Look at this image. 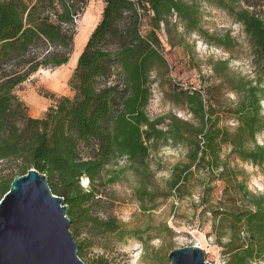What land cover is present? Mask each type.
Here are the masks:
<instances>
[{"label":"trees","instance_id":"16d2710c","mask_svg":"<svg viewBox=\"0 0 264 264\" xmlns=\"http://www.w3.org/2000/svg\"><path fill=\"white\" fill-rule=\"evenodd\" d=\"M198 1L226 11L242 27L254 76L216 60L211 71L217 84L203 82L171 94L173 105L194 121L172 112L150 117L146 107L153 73L168 71L159 33L170 34L172 17L186 33L195 32L209 44L227 50L234 45L228 32L211 34L200 26ZM87 2L0 0V160L17 162L15 175L0 176V198L16 176L34 168L45 174L52 193L63 197L73 237L81 221L89 225V235L115 233L121 227L114 219L101 220L88 207L101 193L96 185L119 181L127 168L136 179L133 194L143 212L168 199L191 197L196 187L198 215L210 216V234L223 247L224 264H264V194L251 191L244 170L230 163L264 162V144L256 142L264 130V0H102L100 20L68 80L72 97L59 96L42 117H31L15 89L40 67L68 62ZM149 14L151 28L142 34ZM221 89L235 99L222 100ZM225 114L233 128L219 126ZM163 146L183 147L185 154L168 178L157 182L148 160ZM83 177L90 182L87 189L80 185ZM216 182L223 188L215 200ZM80 251L78 245L79 257Z\"/></svg>","mask_w":264,"mask_h":264},{"label":"rangeland","instance_id":"374dc122","mask_svg":"<svg viewBox=\"0 0 264 264\" xmlns=\"http://www.w3.org/2000/svg\"><path fill=\"white\" fill-rule=\"evenodd\" d=\"M94 7L95 17L98 16L94 25L100 20L102 0H88L77 21L75 36L84 26L87 12ZM198 9L200 26L211 34L224 35L228 32L234 45L227 50L209 44L195 32L186 33L178 18L172 17L169 22L170 34L164 29L159 33L168 71L161 69L158 74L153 73L151 97L146 107L150 117L172 112L180 119L194 121L186 110L173 105L171 94L180 88H199L203 82L217 84L219 79L211 71V62L216 60H227L231 70L248 77L254 76L250 48L242 27L226 11L216 6L198 1ZM150 16L151 14L145 15L142 20V34L151 28ZM75 36L72 53L65 65L40 67L15 89V94L24 102L31 117L42 116L59 96L72 97L73 92L68 86V80L75 64L68 63L78 49ZM171 42L176 45L171 46ZM58 68H64L63 78L57 83L54 80V83L49 84V75ZM200 75L204 77L201 78ZM262 85L264 87V80ZM219 93L221 99L226 102L235 99L234 94L227 89H221ZM260 106L264 113V95ZM219 126L233 128L235 123L225 114L220 117ZM256 142L264 144V130L257 135ZM225 152L227 149H224L222 156ZM184 154L185 148L173 146H163L152 152L148 162L155 180H166L172 165L183 160ZM230 163L237 164L244 170L246 183L251 191L264 194V162L251 164L236 159L230 160ZM16 164L17 162L12 160H0V176L10 173L15 175ZM119 164L123 166L124 160H120ZM120 173L119 181L104 187L96 185L101 193L89 203L88 213L101 220L114 219L121 230L115 233H99L94 230L89 235V225L83 221L76 224L74 239L80 246V258L84 264H169L167 255L170 251L189 245L200 246L205 252L206 261L212 264L225 263L223 247L215 236L210 234V216L198 215L199 189L194 187L191 197L168 199L158 204L155 209L143 212L133 194L135 177L127 168H122ZM80 185L87 189L90 182L83 177L80 179ZM215 186L213 199L216 200L220 197L223 184L216 182ZM225 240L223 238L222 242Z\"/></svg>","mask_w":264,"mask_h":264},{"label":"water","instance_id":"95a60500","mask_svg":"<svg viewBox=\"0 0 264 264\" xmlns=\"http://www.w3.org/2000/svg\"><path fill=\"white\" fill-rule=\"evenodd\" d=\"M67 205L45 174L30 168L0 198V264H84L69 229ZM198 245L176 248L169 264H212Z\"/></svg>","mask_w":264,"mask_h":264},{"label":"bare ground","instance_id":"6f19581e","mask_svg":"<svg viewBox=\"0 0 264 264\" xmlns=\"http://www.w3.org/2000/svg\"><path fill=\"white\" fill-rule=\"evenodd\" d=\"M93 6H94V4H93ZM95 12H96L95 7L92 10H89L87 12V14L85 16L84 26L81 28V30L79 29L80 33L75 36V40L77 43L76 45H77L78 49L74 53L70 63H68V64H72V63L76 64L77 58H78L79 54L81 53V51L85 45V42L87 41L88 34L91 32L92 27L95 26L94 25L95 21H97L96 19L98 16L95 17ZM63 69L64 68H58L52 73V75L51 74L49 75V77L51 78V81L49 84H51V82L54 83V80H55V83H57L63 78V73H64ZM54 85H56V84H54Z\"/></svg>","mask_w":264,"mask_h":264},{"label":"crops","instance_id":"0c3cea01","mask_svg":"<svg viewBox=\"0 0 264 264\" xmlns=\"http://www.w3.org/2000/svg\"><path fill=\"white\" fill-rule=\"evenodd\" d=\"M63 65H65V64H63ZM63 65H60V66H63ZM75 66H76V64H75L74 66H72V67H73V70H74ZM72 72H73V71H72ZM70 76H71V75H70ZM69 78H70V77H69ZM65 96H66V95H65ZM46 110H47V109H46ZM46 110H45V111H46ZM44 113H45V112H44ZM43 115H44V114H43ZM43 115H42V116H43ZM42 116H37V115H36V116H32V117L40 118V117H42Z\"/></svg>","mask_w":264,"mask_h":264},{"label":"built area","instance_id":"2783aa9c","mask_svg":"<svg viewBox=\"0 0 264 264\" xmlns=\"http://www.w3.org/2000/svg\"><path fill=\"white\" fill-rule=\"evenodd\" d=\"M194 88V87H193Z\"/></svg>","mask_w":264,"mask_h":264}]
</instances>
